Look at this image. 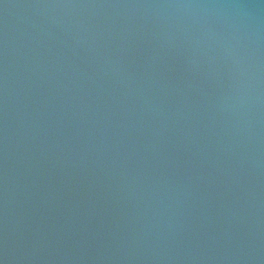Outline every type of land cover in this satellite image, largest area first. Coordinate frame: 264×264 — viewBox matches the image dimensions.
<instances>
[{"label":"water","instance_id":"water-1","mask_svg":"<svg viewBox=\"0 0 264 264\" xmlns=\"http://www.w3.org/2000/svg\"><path fill=\"white\" fill-rule=\"evenodd\" d=\"M0 264H264V0H0Z\"/></svg>","mask_w":264,"mask_h":264}]
</instances>
